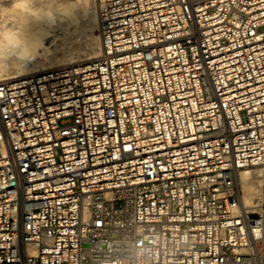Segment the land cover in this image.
I'll use <instances>...</instances> for the list:
<instances>
[{"label":"built area","instance_id":"2783aa9c","mask_svg":"<svg viewBox=\"0 0 264 264\" xmlns=\"http://www.w3.org/2000/svg\"><path fill=\"white\" fill-rule=\"evenodd\" d=\"M95 2L101 58L0 82V264H264V0Z\"/></svg>","mask_w":264,"mask_h":264},{"label":"bare ground","instance_id":"6f19581e","mask_svg":"<svg viewBox=\"0 0 264 264\" xmlns=\"http://www.w3.org/2000/svg\"><path fill=\"white\" fill-rule=\"evenodd\" d=\"M67 3L69 2L64 3L60 0H56V4L53 5L51 9H46L45 0H36L34 4L35 8L52 12L51 18L43 14L39 18L29 17L28 23L26 25V31L29 36L37 37L42 40V47L39 49V54L31 61L22 62V69L11 66V64L21 63L20 61L15 59L11 61L8 73H6V71H0V82L10 81L18 78H29L58 69L93 63L104 55L100 47V40L98 36V15L95 0H84V6L86 7L82 6L81 8L83 10L82 13H84L83 15L85 16L87 14L86 16H88L89 19L88 26L90 28L88 27V29H91L90 36L91 41L93 42V44L91 42L93 47L88 53L86 52V54L82 55L73 54L74 56H72V54L69 52L71 50L67 52L61 51L60 53V50H62L63 46L66 44L68 34L74 33L79 28L78 25L80 24L78 21V18L80 19V17L77 16L78 12H76L77 10L75 8L72 9V14L70 16H64L60 11L57 10L60 4ZM91 4L94 5V9L96 8V12L95 10H92ZM3 6H9V0H4ZM24 7L25 5L21 3L16 4L11 9H0V26L6 25L10 22H15L17 15L16 9ZM90 9L91 11H89ZM79 15L81 14L79 13ZM56 41H60L61 43L57 45ZM70 44H68V47ZM60 47L62 48L60 49ZM236 184L238 191L241 194L240 198L243 207L247 209L251 208L255 201L259 199L261 193L258 172L252 169L241 170L237 174Z\"/></svg>","mask_w":264,"mask_h":264},{"label":"clouds","instance_id":"9594fccd","mask_svg":"<svg viewBox=\"0 0 264 264\" xmlns=\"http://www.w3.org/2000/svg\"><path fill=\"white\" fill-rule=\"evenodd\" d=\"M36 0H9V6L4 7V0H0V9L13 8L16 4H24V8L16 9L15 22H10L0 26V71L8 73L10 62L20 61L18 64H11L15 68H23V63L33 60L42 47V40L37 37H31L26 31V25L29 17L39 18L42 14L52 17L51 11H44L34 7ZM56 4V0H45V8L51 9ZM84 6V0H75L67 4H60L58 11L64 16H70L72 9Z\"/></svg>","mask_w":264,"mask_h":264},{"label":"rangeland","instance_id":"374dc122","mask_svg":"<svg viewBox=\"0 0 264 264\" xmlns=\"http://www.w3.org/2000/svg\"><path fill=\"white\" fill-rule=\"evenodd\" d=\"M57 1H59V0H57ZM61 2H64V3H66V2H75V0H60ZM92 5V4H91ZM82 8V6L81 7H76L75 9L77 10L76 12H78V14H77V16L78 17H80V19L78 18V21H79V28L76 30L77 31V33H76V31L74 32V33H69L68 34V36H67V39H66V44H65V46H63V49L62 50H60V53H61V51L62 52H67V51H69V50H71V51H69L70 52V54H72V56H74V55H82V54H86V52L88 53L89 51H90V49L93 47L92 46V44H93V42L91 41V29L89 30L88 29V25H89V19H88V16H84L83 14L84 13H82L83 12V10L81 9ZM80 9V10H79ZM82 10V11H81ZM92 10L94 11L95 10V12H96V8L94 9V5H92ZM89 11H91V9L89 10ZM88 11V12H89ZM79 13L81 14V15H79ZM83 15V16H82ZM85 27V28H84ZM82 28V29H81ZM90 28V27H89ZM58 32V31H57ZM59 33V32H58ZM79 33V34H78ZM72 34H74V35H72ZM75 38V39H74ZM74 39V40H73ZM57 42V45H59L61 42L60 41H56ZM59 42V43H58ZM67 42H69V43H67ZM90 42V43H89ZM91 42H92V44H91ZM71 43V44H70ZM75 43V44H74ZM68 44H70L69 45V47H68ZM67 46V47H66ZM62 47H60V49H61ZM67 50H66V49ZM65 49V50H64ZM79 51V52H78ZM68 52V53H69ZM72 52V53H71ZM78 52V53H77ZM67 53V54H68ZM74 54V55H73ZM258 180V179H257ZM241 195V194H240ZM241 197V196H240Z\"/></svg>","mask_w":264,"mask_h":264}]
</instances>
